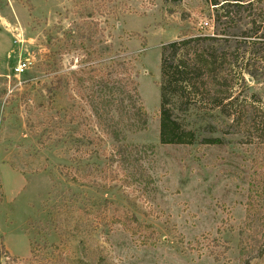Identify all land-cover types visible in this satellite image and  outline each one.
Instances as JSON below:
<instances>
[{"label":"rangeland","instance_id":"1","mask_svg":"<svg viewBox=\"0 0 264 264\" xmlns=\"http://www.w3.org/2000/svg\"><path fill=\"white\" fill-rule=\"evenodd\" d=\"M218 1L0 0V264H264V218L248 212L264 204V0ZM203 36L234 68L241 123L180 112L223 144L162 145L163 46ZM111 59L131 62L147 111L118 143L93 110L90 71L105 80ZM113 144L128 162L107 161Z\"/></svg>","mask_w":264,"mask_h":264},{"label":"trees","instance_id":"2","mask_svg":"<svg viewBox=\"0 0 264 264\" xmlns=\"http://www.w3.org/2000/svg\"><path fill=\"white\" fill-rule=\"evenodd\" d=\"M211 3L214 6L220 4L218 0H211ZM217 41L214 37L203 36L182 39L163 46L159 109V139L162 145H194L198 142L204 145L223 144L221 138L211 136L201 137V140L198 141L200 138L198 130L189 126L181 118L180 112L190 113L209 105L213 109H220L221 114L228 119L227 126L241 123L242 113L239 99L233 97L232 92L234 89L232 75L234 68L225 64L223 54L216 48ZM117 65L122 66L121 73L119 71V73L112 72ZM124 66L126 67L124 68ZM132 67L131 62H118L111 59L106 65V79L98 81L96 78L101 75L102 69L95 67L90 71L91 79L94 80L92 94L95 98H98V95L102 93L104 95V98H100L98 102L92 101L93 110L96 109L94 111H96L97 121L109 116L107 121L110 124L106 132L110 135V140L113 143L121 142L128 132L143 130L147 125V111L140 103L139 89ZM107 69H111V72L107 73ZM115 73L119 76H116ZM79 83L83 85L82 80ZM101 111L104 112L101 113ZM75 120L76 118L73 119V121ZM255 122L254 119L252 127L257 126V131L262 128L261 136H259L262 140L264 139V125H256ZM98 124L100 125V122ZM98 138L101 139L100 136ZM96 139L95 137L91 138L90 134L82 137L78 141L80 148L77 147V152L85 148L89 157L96 154L94 150H91L93 146L98 145L95 142ZM113 145L112 154L108 157L106 155L107 161L114 162L115 158L117 161L128 162L131 154L127 146ZM262 145L264 147V141ZM99 169L101 168L95 165L91 168V172L98 173ZM259 195V198L264 200V184ZM256 202L257 200L251 196L248 201V212L264 218V204ZM117 221L128 227V223H124L123 220L118 219ZM255 241L260 244L257 238H253L252 242L255 243ZM3 248H1V252L11 258L8 251ZM13 261L17 260L13 259Z\"/></svg>","mask_w":264,"mask_h":264},{"label":"built area","instance_id":"3","mask_svg":"<svg viewBox=\"0 0 264 264\" xmlns=\"http://www.w3.org/2000/svg\"><path fill=\"white\" fill-rule=\"evenodd\" d=\"M210 27V24L206 21L203 23V28ZM31 62L29 59L20 61L14 68V74L15 76L22 75L25 73L31 66Z\"/></svg>","mask_w":264,"mask_h":264}]
</instances>
